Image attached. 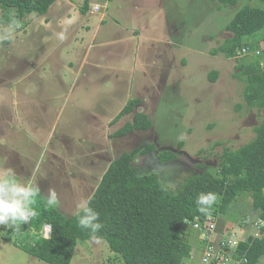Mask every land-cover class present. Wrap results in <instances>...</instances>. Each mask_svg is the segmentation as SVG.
<instances>
[{"label": "rangeland", "instance_id": "rangeland-1", "mask_svg": "<svg viewBox=\"0 0 264 264\" xmlns=\"http://www.w3.org/2000/svg\"><path fill=\"white\" fill-rule=\"evenodd\" d=\"M82 4L83 0H56L45 14L27 24L20 22L23 26L16 28L13 39L0 40V117L2 109H7L13 118L19 114L25 124V148L19 156L4 158L0 141V167L17 169L21 180L35 177L37 184L46 182L57 192L59 204L72 199L69 192L75 193L72 214L84 197L78 175L81 172L88 178L89 171L81 168L96 151L105 156L106 168L123 152L152 143L155 150L139 156L135 164L142 171H154L167 187L175 189L203 168L215 170L224 147L238 148L253 138L255 127L264 120V108L245 105L243 83L234 75L236 59L210 50L231 37L226 25L234 13L245 4L262 6L259 0L227 5L212 0H91V6L101 5L102 10L93 12L90 7L87 22L75 9ZM158 8L164 9L170 24L174 21L171 26L177 29L178 25L177 46L169 45L164 31L156 35L157 42L147 40L145 25ZM10 10L0 6V29L13 18L17 21ZM61 31L67 37L64 41L56 36ZM262 31L256 36L259 57L264 52ZM156 48L162 49L157 57ZM237 53L246 58L254 52L238 48ZM155 57L164 60L160 70L148 64ZM147 70L159 74V81L153 83ZM213 70L217 72L214 81L209 78ZM32 78H41V85H35ZM19 91L27 92V97L22 94L27 102L21 100ZM39 94L43 95L40 99ZM131 98H139V105L115 119ZM134 111L145 113L151 126L114 136ZM44 114L49 115L46 124ZM37 122L45 126L31 131L30 124ZM163 150L174 151L176 157L159 162L156 153ZM59 178L65 180V193L63 183L56 182ZM218 214L226 221L224 229L237 238L257 232L243 223L256 217L247 194ZM2 234L0 228V264H44L15 241L6 242ZM22 235H15L14 240ZM70 264L125 263L105 240L93 237L77 242ZM257 264H264V256Z\"/></svg>", "mask_w": 264, "mask_h": 264}, {"label": "trees", "instance_id": "trees-1", "mask_svg": "<svg viewBox=\"0 0 264 264\" xmlns=\"http://www.w3.org/2000/svg\"><path fill=\"white\" fill-rule=\"evenodd\" d=\"M55 1L0 0V6L11 9L18 27H22L20 22L27 24L37 15L45 14ZM212 1L221 5L237 2ZM259 1L262 6L245 4L237 10L226 25L231 37L210 50L211 54L221 53L226 58L236 59L234 75L243 83L242 99L247 108L257 109L264 108V52L260 57L255 52L259 48L256 36L264 29V0ZM87 3L88 0H83L82 6L86 7ZM238 48L254 53L242 58L238 56ZM216 76L213 70L209 78L214 81ZM139 103V98L129 99L115 119L132 112ZM150 126L151 120L145 113L134 111L132 119L113 135L123 136L131 130H147ZM154 150L152 143L137 145L109 163L89 197L103 224L94 236L79 227L75 214L64 217L56 208L47 207L39 195L33 205L38 216L29 225L0 226L2 238L15 241L28 254L47 264H70L77 242L93 237L105 240L125 264H185L191 249L187 231L194 225L201 229L209 218L224 213L234 199L247 194L256 212L255 219L259 218L263 224L259 236L249 234L239 243L236 255L246 258L244 264H257L264 256V120L255 127V135L248 142L234 149L223 148L215 170L203 168L168 191L164 190L167 186L157 173L142 171L135 164L139 156ZM175 157L176 153L171 150L156 153L159 162ZM209 191L217 193L218 200L210 214L205 215L198 211L195 197ZM45 224L52 226L49 239L41 233ZM185 224L188 226L184 229ZM19 234H23L22 239L14 240ZM207 264L219 262L212 259Z\"/></svg>", "mask_w": 264, "mask_h": 264}, {"label": "crops", "instance_id": "crops-1", "mask_svg": "<svg viewBox=\"0 0 264 264\" xmlns=\"http://www.w3.org/2000/svg\"><path fill=\"white\" fill-rule=\"evenodd\" d=\"M90 1L91 0H88L86 7H83L82 5L81 6L78 5V7L75 6V9L77 11H80L82 13L81 15L84 16V18H83L80 15V18L83 19L82 21L87 22V20H86L87 13L88 14L91 13L89 8L91 7V9H92L93 5L92 6L90 5ZM95 5H98V4H95ZM166 21L168 23H166ZM147 22H148V24L145 25V29L148 32L146 35V38H148L147 39L148 41L157 42L158 38L156 35L160 34V32H162V31H164L166 37L168 39H170L169 45L171 47H173L174 45L177 46V44H178L177 39L179 37V34L176 30H179L178 25H177V29H176L175 25L171 26V24L174 21L171 24L169 23V20L164 16V9L163 8L161 10H159V8H158V13L155 15V17H153V18L151 17L150 19H148ZM88 26L89 25L87 24L86 26H83L80 29H86ZM138 35L142 36L140 34H138ZM154 51L157 53L156 54V57H157L162 52V49L156 48V49H154ZM163 55H164V52H163ZM156 57H155V59L151 58L148 61V64L155 65L160 70V65L163 63L164 60L163 61L156 60ZM162 58H163V56H162ZM153 61H155V64L153 63ZM151 63H153V64H151ZM146 72H147L146 75L151 78L153 83H154V81H156L157 77L159 78V74L158 75L155 74V72L154 71L152 72V70H147ZM25 78L26 77H24L22 79H25ZM32 80L34 81L33 83L35 85H37L38 87L42 83L41 78H32ZM158 81H156V82H158ZM22 94L24 95V97H27L26 91H24L23 93H20V91H19V96H20L21 100H22ZM42 96H43L42 94H39L38 99H40ZM31 100L34 101V100H36V98H33ZM22 101L27 102V98H24ZM48 118H49V115L44 114L45 124L47 123ZM45 124H43L42 122H37L36 124H30V129H31V131H38L40 129V127L45 126ZM24 125L25 124L20 119L19 114L17 115V117L13 118V116L9 112V110L2 109L1 117H0V126H1V132H0V139L1 140L0 141H1V146L4 148V150H3L4 151V155H3L4 158L10 159L11 156H13V155L19 156L20 149L25 148V143H23V140H24L23 133L25 131ZM90 147L92 148V152L95 151L92 144L90 145ZM88 159H90L89 161L91 164L88 161V164L86 166H84L83 168H81V170H88L89 171L88 178L83 177L81 172L78 175L79 182L81 184L82 194L84 196L83 198H89L91 196V194L95 190L102 174L104 173V171L108 167V166L106 168L104 167L105 156L103 154H100L99 151H96L94 154L89 155ZM10 164L19 165L17 163H10ZM73 172H76V170H73ZM16 174L19 175L18 173H16ZM56 182L57 183H59V182L63 183L64 193H65V188H66L65 180H61L59 178V180ZM38 186H39L40 192H41L40 196L42 198H44L46 196L48 190H49V186H47L46 182H39ZM78 188H79V185H78ZM67 195H70L72 197V199L64 200V202L59 204L58 207H55L64 217H68V216L75 214V212H72V214H70L71 212H69L71 209L70 205H73V201L76 199L74 197L75 193L69 192ZM63 213H66L68 216H65ZM214 221L216 222V231L219 233H222L225 230L224 227L226 226V221L221 219L219 216L214 217ZM201 234H202L201 229H198V231H197L194 228H192V229H189V232L187 231L186 238L188 239V238L192 237V240L190 241V244H191L190 254L188 257L185 258V261H187V264H202V256H203V251L205 248V241L200 236ZM6 242H9V241H6ZM42 262L44 264H47L44 261H42Z\"/></svg>", "mask_w": 264, "mask_h": 264}, {"label": "clouds", "instance_id": "clouds-1", "mask_svg": "<svg viewBox=\"0 0 264 264\" xmlns=\"http://www.w3.org/2000/svg\"><path fill=\"white\" fill-rule=\"evenodd\" d=\"M18 22L13 18L7 25L0 29V40H10L14 38ZM58 40L64 41L67 37L63 31L56 33ZM174 188L169 185L165 191ZM40 188L32 177L21 180L13 167H0V226L6 228L17 227L22 223H30L38 216L33 207L35 198L40 195ZM218 194L215 192H200L195 197V204L199 212L208 215L210 210L217 203ZM44 202L47 207L55 208L59 206V198L55 189H49ZM75 215L78 217V225L82 229H87L94 236L102 227L100 214L92 206L89 198H81L76 204ZM18 230V229H17ZM52 226L46 225L44 236L51 238ZM187 264V261H185ZM207 264V260H204Z\"/></svg>", "mask_w": 264, "mask_h": 264}, {"label": "built area", "instance_id": "built-area-1", "mask_svg": "<svg viewBox=\"0 0 264 264\" xmlns=\"http://www.w3.org/2000/svg\"><path fill=\"white\" fill-rule=\"evenodd\" d=\"M102 10L100 5H93L92 11L99 12ZM243 51L245 49H242ZM244 224H251L257 229V232L252 234L257 237L261 233L262 221L259 218L251 220H244ZM29 225L30 223H26ZM48 224H45L41 230L44 236V228ZM197 227V225H194ZM202 238L205 240V248L203 251L202 262L207 260V263L212 259L218 260L219 264H244L246 258L244 256H237V249L239 243L247 238L251 233L245 232L241 238H237L234 234H229L228 230H224L222 233L216 231V222L214 219H208L205 225L201 228ZM45 237V236H44Z\"/></svg>", "mask_w": 264, "mask_h": 264}]
</instances>
